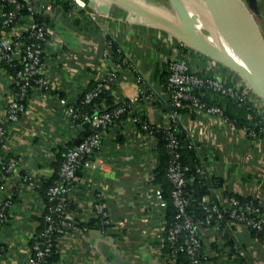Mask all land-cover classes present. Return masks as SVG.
I'll return each mask as SVG.
<instances>
[{"label":"crops","instance_id":"crops-1","mask_svg":"<svg viewBox=\"0 0 264 264\" xmlns=\"http://www.w3.org/2000/svg\"><path fill=\"white\" fill-rule=\"evenodd\" d=\"M23 1L33 15L23 16L8 34L15 42L32 18L46 25L42 73L47 83L32 89L18 122H6L15 83L0 66V124L6 131L0 147V212L11 201L0 217V264H27L45 211L42 184L59 173L67 149L80 135V123L61 99L75 105L101 81L114 103L125 100L131 106L103 133L93 166L83 167L74 181L69 215L77 228L59 238L55 264H179L167 250L166 209L156 197V135L143 122L184 130L203 174L222 181L212 188L210 201L223 205L227 194H236L264 207V112L260 110L259 122H252L245 105L201 92L227 114L258 124L259 131L250 134L216 115L171 106L164 72L170 60L184 58L198 74L242 82L233 70L159 24L174 20L168 0ZM11 158L16 167L6 173L2 166ZM100 205L108 221L98 212ZM226 224L229 237L221 233L220 224L201 229L203 263L264 264L262 237L244 225Z\"/></svg>","mask_w":264,"mask_h":264},{"label":"built area","instance_id":"built-area-1","mask_svg":"<svg viewBox=\"0 0 264 264\" xmlns=\"http://www.w3.org/2000/svg\"><path fill=\"white\" fill-rule=\"evenodd\" d=\"M0 1L2 2L0 4V20L2 26L6 27L14 23L22 4L21 0ZM7 3L13 4L15 9L11 11L4 10ZM27 8L30 15H33V10L28 4ZM23 18V16L19 17L14 26L21 23ZM25 32L28 33V41L22 39ZM48 35L46 25L33 18L26 24L24 30H19L15 42L8 32L0 31V64L3 61L14 62L16 60L18 65L21 66L17 72V78H14L18 90L14 91V95L9 102L6 122H18L26 108L23 100L28 91L36 86H45L47 83L42 73V66ZM167 69L169 72L167 89L174 110L188 106L191 109L216 115L224 122L229 123L224 109L220 105L200 97L194 92L196 89L223 95L235 100L238 104L247 105L248 96L245 91L216 77L196 73L187 59L170 60L167 63ZM103 87L104 83L102 81L98 82L93 90L85 94L84 102H91L102 91ZM61 102L68 107V113L74 122L81 116L83 117L82 122H89L91 132L86 131L80 123V135L76 138L75 144L68 148L58 176L48 189L49 210L44 216V227L34 237L31 257L27 264H45L47 257L53 252L54 233L64 235L69 230L77 228V221L69 215L70 195L74 181L83 167L93 166V157L101 147L103 132L113 126L115 118L127 112L131 106L130 102L124 100L117 103L118 105L111 110L104 106L102 109H95L93 114H80L73 105H68L65 99L62 98ZM255 109L259 108L255 107ZM258 111L260 115L261 111ZM150 126L148 122H143L145 130L151 131ZM166 129H168L167 146L170 153L167 177L173 185L172 197L178 210L176 220L166 226L165 229L166 243L171 250L170 253L177 256L178 252H185L191 264H204L201 258L202 239L200 231L206 224L211 225L212 222H216L214 225L220 224L226 218V214L229 216L228 221L244 225L251 230L255 229L262 233L264 239V207L253 200L242 201L236 196H230L224 200L223 205H220L210 201L208 195H205L202 201L204 203L212 202L207 210L206 218L197 220L188 214L189 199L184 195V187L188 179L185 177L181 162L180 143L177 134L170 130L171 127ZM245 129L248 130V128ZM256 132L251 131L250 134ZM5 137V124H0V142H3ZM15 167L16 160L11 158L3 164L2 169L4 172L10 173ZM199 172L203 173V170L200 168ZM193 180L194 178H191L189 181ZM156 197L159 206L166 209L167 201L163 197L162 189L159 187L156 189ZM10 202V200H6L0 212V217H4V209ZM98 212L102 215L104 221H108L109 214L103 206H98ZM239 254L243 255L244 253L240 251Z\"/></svg>","mask_w":264,"mask_h":264},{"label":"trees","instance_id":"trees-1","mask_svg":"<svg viewBox=\"0 0 264 264\" xmlns=\"http://www.w3.org/2000/svg\"><path fill=\"white\" fill-rule=\"evenodd\" d=\"M20 2L22 4V7L20 8L14 23H11L10 25L3 27L2 22L0 20V31L3 30L6 32H9L12 29V27L14 26L15 22H17V19L19 17L30 14V11L27 8L26 2L23 0H21ZM1 3L2 2L0 1V4ZM14 9H15V6L13 4L7 3L4 6V10H6V11H11ZM27 36H28L27 32L23 33L22 39L24 41H28L29 39ZM0 66L4 67L8 72H10L15 79L17 78V72L21 67L20 65H18L16 60L14 62L3 61L0 64ZM164 72L166 73V76H167L166 81H165L166 87H167L168 77H169L167 65L164 69ZM97 84L98 83L92 84L88 90H86L84 93H82V95L78 99V102L75 105H73L74 108L80 114H84V113L85 114L86 113L87 114H93L95 109H100V108L102 109L104 107L103 103L110 110L114 109L118 105V104L114 103L112 94L110 93V91H108V89L105 85H104L102 91L95 98H93V100H91V102L85 103L84 102L85 94L87 92L93 90ZM16 90H18V86L16 84H14V91H16ZM31 91L32 90L28 91L27 96L23 100L25 106L27 105L28 96L30 95ZM203 91H206V90H202V89L194 90V92L196 94H198L200 97L209 101L208 99H206L205 97H203L201 95V92H203ZM186 107H188V106H185L183 108H186ZM247 107H250V108H247ZM183 108H179L177 110H182ZM246 109L253 116L252 122H255V121L259 122V120L257 121V119H260V115L259 114H257L258 116L256 115V112H257V111L255 112L256 109L253 106H251L250 104L246 105ZM224 113H225L226 117L228 118L230 124L237 125V126H244V128H248V130H247L248 133H250L251 131H257V132L259 131V125L258 124L253 125L252 122L249 123V122H246L245 120H240L234 116L227 114L225 111H224ZM124 114H126V112L123 114H120L118 117H116L114 120L115 123L121 117H123ZM82 118H83L82 116L79 117V119L77 120V123H82V126L86 129V131H88L90 133L91 132L90 123L89 122H85V123L82 122L83 121ZM150 129L156 135V140H157L156 150H157L158 156H159V163L154 170V174H155L156 183L162 189L163 197L167 201L165 218H166V226H168L170 223H172L176 220V218H177L176 216L178 213L177 207L174 205V201H173V197H172L173 185L170 182L169 178L167 177V169H168L169 159H170V153H169V149L167 146L168 145V138H167L168 129L158 128L155 126H150ZM107 130H105V131H107ZM170 130H172L173 132H175L177 134V137H178V140L180 143L181 162H182V166L184 167L185 177L188 179V182L186 183V185L184 187V195L189 199V204L187 206V212L194 219H197V220L198 219H205L207 214H208L207 210L212 205V202L211 203L210 202L204 203L202 201V198L205 195H209L212 191V188L215 187L216 185L221 184L222 181H220L219 179H215L213 177L208 178V177H206V175L199 172V169L201 168V161H200L198 152H197L196 148L194 147L193 143L188 139V136L186 135V133L184 132L183 129H180L179 127H176V126L175 127L172 126ZM2 144H3V142H0V147ZM64 158H65V156H64ZM64 158H63V161H64ZM63 161H62V163H63ZM57 176H58V173L55 174L50 181L42 184L44 189L46 190V204H45V211H44V213L41 217V220H40L41 223L39 226V231H41L42 228L44 227V216L49 210L48 209L49 208V201H48L47 192H48L49 187L53 184L54 180L57 178ZM191 178H194V180L189 181ZM42 185H41V187H42ZM227 196L228 197L236 196L242 201L250 200L249 198H243V197L236 195V194H227ZM228 218H229V216H228V214H226V218L224 220H222L220 223L221 233L226 235V237H229L228 226L226 224V221ZM214 223H216V222H212L211 225L206 224V225H204V227H210V226L214 225ZM252 232L254 234H256L257 236L262 237V239H263L261 232L256 231L255 229H252ZM62 235L63 234H61V233H54V235H53V242H54L53 252L50 256L47 257L45 264H55L56 261L58 260L59 253L57 251V243H58L59 238ZM34 240L35 239L33 237L32 241H31V249H32ZM166 247H167V250L170 252L171 250L168 247L167 243H166ZM176 257H177L179 264H191L189 257L185 252H178ZM201 258L203 260V255H201Z\"/></svg>","mask_w":264,"mask_h":264},{"label":"bare ground","instance_id":"bare-ground-1","mask_svg":"<svg viewBox=\"0 0 264 264\" xmlns=\"http://www.w3.org/2000/svg\"><path fill=\"white\" fill-rule=\"evenodd\" d=\"M169 1L178 8L175 20L160 22V25L198 48L202 49L208 46L218 53L232 56L255 73L248 56L235 43L228 29L222 27L214 17L205 0H202L203 4L198 0ZM231 2L236 12L244 17L247 23L255 25L247 13L243 0H231Z\"/></svg>","mask_w":264,"mask_h":264},{"label":"water","instance_id":"water-1","mask_svg":"<svg viewBox=\"0 0 264 264\" xmlns=\"http://www.w3.org/2000/svg\"><path fill=\"white\" fill-rule=\"evenodd\" d=\"M205 2L209 6L214 17L220 22L221 26L228 29L235 43L246 56H248L255 73L250 71L232 56L218 53L208 46L202 49L199 48L200 52L235 71L250 85L257 95L264 99L263 36L255 25L247 23L244 17L236 12L231 0H205Z\"/></svg>","mask_w":264,"mask_h":264},{"label":"rangeland","instance_id":"rangeland-1","mask_svg":"<svg viewBox=\"0 0 264 264\" xmlns=\"http://www.w3.org/2000/svg\"><path fill=\"white\" fill-rule=\"evenodd\" d=\"M168 2L173 9L174 18H175L176 17V10L178 8L176 7V5H173L169 0H168ZM198 2L203 4L202 0H198ZM243 2L245 4V7H246L248 13H249V16L253 19V21L255 22V26L257 27L258 31L261 33V35L264 38V0H243ZM177 37L179 38V40L182 43L186 44L188 47H190L194 50L200 51V49L197 46H195V45L191 44L190 42L180 38L179 36H177ZM233 72H235V71H233ZM235 74L237 75L238 78H240L242 85H239L236 83L234 85L237 86L240 90H243L246 92V94L248 96L247 104L253 105L254 108L255 107L259 108V110H262V112H264V99L262 97H260L259 95H257V93L250 87V85L242 77H240L236 72H235ZM200 75H202V74H200ZM217 78L221 81H227V80L223 79L221 76H217ZM209 93L212 94L213 92L209 91ZM255 111H257V114H259L258 109H256Z\"/></svg>","mask_w":264,"mask_h":264}]
</instances>
